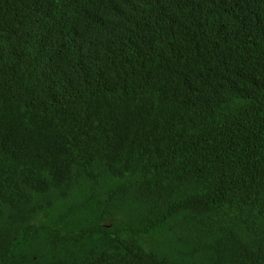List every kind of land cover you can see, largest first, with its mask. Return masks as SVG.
Masks as SVG:
<instances>
[{"label": "trees", "instance_id": "obj_1", "mask_svg": "<svg viewBox=\"0 0 264 264\" xmlns=\"http://www.w3.org/2000/svg\"><path fill=\"white\" fill-rule=\"evenodd\" d=\"M0 264H264V0H0Z\"/></svg>", "mask_w": 264, "mask_h": 264}]
</instances>
